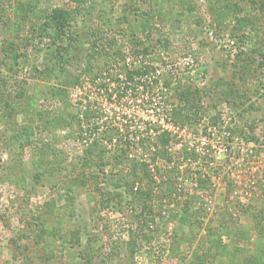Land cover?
I'll return each instance as SVG.
<instances>
[{
	"label": "rangeland",
	"instance_id": "rangeland-1",
	"mask_svg": "<svg viewBox=\"0 0 264 264\" xmlns=\"http://www.w3.org/2000/svg\"><path fill=\"white\" fill-rule=\"evenodd\" d=\"M77 2L0 0V264H264V0Z\"/></svg>",
	"mask_w": 264,
	"mask_h": 264
},
{
	"label": "trees",
	"instance_id": "trees-1",
	"mask_svg": "<svg viewBox=\"0 0 264 264\" xmlns=\"http://www.w3.org/2000/svg\"><path fill=\"white\" fill-rule=\"evenodd\" d=\"M75 2H77V1H79V0H74ZM87 0H81V3H85ZM248 1V0H247ZM253 5L254 4H258L257 3V1L258 0H249ZM78 3V2H77ZM260 3V2H259ZM237 6H238V11H240V4H237ZM262 6H264V3L262 4ZM65 10H67V11H64V9H58L57 11H54L52 14L51 13H48L47 14V16H49L50 18H51V20H53L54 21V25L53 26H55V27H61V26H67V25H69V22L68 21H70L72 18H75V15H77L78 13H79V9L77 10V9H70V10H68V9H65ZM264 11V10H263ZM66 15H68V16H66ZM64 19V21H62ZM70 26V25H69ZM35 30V29H34ZM104 40V41H103ZM101 41V40H100ZM103 45L101 46V48L103 49V50H105V47H107V41L105 40V38L102 36V42H101ZM110 43V42H109ZM98 43L97 42H94V43H92V50L94 49H96V48H98ZM111 46V45H110ZM11 48V50H12V46L10 47ZM94 52H97V49H96V51H94ZM98 53H99V55L100 56H105V59H106V64L107 63H110V65H113V63H112V60H115V59H117V55H120L119 53H117V51H115V52H109V51H105V52H103L101 49L98 51ZM92 56H94V55H92ZM121 57L123 56V54L121 53V55H120ZM117 64L115 65H113V66H117L118 65V61L116 62ZM118 67V66H117ZM139 73H144L145 71H142V70H140V71H138ZM132 79H133V77L132 76H130ZM106 84H104V86H105ZM103 86V85H102ZM3 104H4V106L6 107V109H7V111H11V107H10V105H9V103L7 102V100L5 99V100H3ZM125 124H128V122L126 121V123ZM87 131V130H86ZM134 134H137V133H134ZM106 137L108 138V140H110V141H112L113 140V137H114V134H107L106 133ZM165 141H166V139H165ZM135 141H128L127 142V144L126 145H124V150H126V152L124 153L125 155H126V153H127V151L128 150H130L131 149V147H134L135 145ZM156 145V142H153V145L152 144H150L149 146L147 145V148H150V147H154ZM91 149H88L86 152H87V154H88V156H93V152L92 151H90ZM91 153V154H90ZM122 154V153H121ZM121 156V155H120ZM169 158V157H168ZM115 163L117 164V165H120V164H118V163H120V161H121V159H120V157H115ZM115 164V165H116ZM126 164V163H125ZM99 165V167H100V169L101 170H104V166H105V163L102 161L100 164H98ZM87 166V165H86ZM86 166H85V168H86ZM52 169H53V167H52ZM100 170V171H101ZM97 173L95 172V171H92L91 173H88V176H91V177H94L95 175H96ZM132 174H134V176H136V173L134 172V170H133V172H132ZM108 195H111V194H108ZM143 202H146V201H143ZM145 207H146V203H142V208L143 209H145ZM42 217H41V215H36L35 216V218H32L33 219V221L34 222H38L39 220H41L42 221V224H43V221H44V219H41ZM29 222H31V220H29ZM40 222V221H39ZM41 224V225H42ZM42 226H45V225H42Z\"/></svg>",
	"mask_w": 264,
	"mask_h": 264
},
{
	"label": "built area",
	"instance_id": "built-area-1",
	"mask_svg": "<svg viewBox=\"0 0 264 264\" xmlns=\"http://www.w3.org/2000/svg\"><path fill=\"white\" fill-rule=\"evenodd\" d=\"M255 182V181H254Z\"/></svg>",
	"mask_w": 264,
	"mask_h": 264
}]
</instances>
